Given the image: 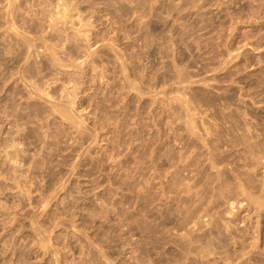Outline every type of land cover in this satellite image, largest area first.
I'll list each match as a JSON object with an SVG mask.
<instances>
[{"label":"rangeland","instance_id":"obj_1","mask_svg":"<svg viewBox=\"0 0 264 264\" xmlns=\"http://www.w3.org/2000/svg\"><path fill=\"white\" fill-rule=\"evenodd\" d=\"M0 264H264V0H0Z\"/></svg>","mask_w":264,"mask_h":264},{"label":"bare ground","instance_id":"obj_2","mask_svg":"<svg viewBox=\"0 0 264 264\" xmlns=\"http://www.w3.org/2000/svg\"><path fill=\"white\" fill-rule=\"evenodd\" d=\"M206 145H207V144H206ZM213 155H214V154H213ZM190 156H191V155H190ZM205 159H206V158H205ZM196 160H197V159H196ZM187 161H188V160H187ZM184 162H185V161H184ZM194 162H195V161H194ZM209 162H210V161H209ZM211 162H212V161H211ZM200 163H201V162H200ZM198 164H199V163H198ZM190 166H191V165H190ZM199 166H200V165H199ZM205 166H206V165H205ZM212 167H213V166H212ZM194 170H195V169H194ZM216 170H217V169H216ZM184 171H185V170H184ZM185 172H186V171H185ZM190 172H191V171H190ZM198 172H199V171H198ZM200 173H201V172H200ZM155 174H156V173H155ZM174 175H175V174H174ZM175 176H176V175H175ZM185 177H186V176H185ZM197 178H198V177H197ZM200 179H201V178H200ZM196 180L198 181V179H196ZM197 181H196V182H197ZM194 183H195V182H194ZM179 184H180V183H179ZM180 185H181V184H180ZM183 185H184V184H183ZM177 186H178V185H177ZM190 189H191V188H188V190H187V191H188V194H189V192L191 191ZM184 190H186V189H184ZM208 191H209V190H208ZM183 192H184V191H183ZM193 192H194V191H193ZM186 193H187V192H186ZM198 194H199V193H196V192H195V194L192 193V194H189V195L186 194V196H183V195H182V192H179L175 197H173V200H175V201L177 200V201L183 202V204H184L185 206H187V208L193 206V210H192V209L189 210V211H190L189 215H186L185 218H183V221H182L183 223H180V224H183V225H184V224L189 223V224L191 225L190 221H191L192 218L194 219V217H195L194 214H196V213L199 211V208L202 209V208H201L202 206L200 207V204H201V200H203V199H201V196H200V199H199L200 201L198 202V196H197ZM243 194H244V193H243ZM184 195H185V194H184ZM196 196H197V198H196ZM205 196H206V195H205ZM204 201H205V200H203L202 202H204ZM229 202H230V201H229ZM229 202H228V203H229ZM205 203H206V201H205L204 203H202V205L205 204ZM215 205H216V204H215ZM229 205H230V207H231V208H230L231 210H230L229 212H227V214H229V216H230V215H232V214L234 213V212H233L234 206H233V203H231V204H229ZM178 206H179V205H178ZM239 206H240V205H239ZM179 207H180V206H179ZM215 207H217V205H216ZM183 208H184V207L182 206V209H183ZM205 208H206V207H205ZM207 208H211L210 210L208 209L210 212H211V210H214V207H208V205H207ZM212 208H213V209H212ZM217 208H218V207H217ZM183 210H184V209H183ZM187 210H188V209H187ZM187 210H186V211H187ZM191 210H192V211H191ZM178 211H179V210H178ZM189 211H187V213H188ZM204 211H206V210H204ZM214 211H215V210H214ZM180 212H181V211H180ZM184 212H185V211H184ZM210 212H208V213L210 214ZM181 213H182V212H181ZM185 213H186V212H185ZM200 213L202 214V212H200ZM214 213H215V214L217 213V214H216V216H217L219 212L216 211V212H214ZM209 214H208V216H209ZM211 214H212V213H211ZM211 214H210V215H211ZM213 215H214V214H213ZM221 215H222V213H221ZM180 216H181V215H180ZM206 216H207V215H206ZM216 216H215V217H216ZM219 216H220V215H219ZM222 216H223V215H222ZM183 217H184V215H183ZM211 217H213V216L211 215ZM217 217H218V216H217ZM195 218H196V217H195ZM219 218H220V217H219ZM193 219H192V221H193ZM197 219H200V218H197ZM206 219H207V218H206ZM208 219H210V216H209ZM213 219H214V218H213ZM211 220H212V219H211ZM192 221H191V222H192ZM215 222H217V221H215ZM218 222H219V220H218ZM218 222H217V223H218ZM258 222H260V221H258ZM200 223H201V222H200ZM217 223H215V224H217ZM219 223H220V222H219ZM223 223H224V222H223ZM245 223H246V222H245ZM189 224H188L187 226H189ZM192 224H195V226H196L197 223L192 222ZM210 224H211V223H210ZM212 224H213V223H212ZM180 226H181V225H180ZM205 226H206V225H205ZM205 226H203V227H205ZM214 226H215V225H214ZM217 226H218V224H217ZM219 226H220V225H219ZM203 227L200 226V228H203ZM206 227H207V226H206ZM209 227H210V226H209ZM209 227H207V228H209ZM182 228H183V227H182ZM200 228H199V229H200ZM214 228H215V227H214ZM216 228H218V227H216ZM184 229L186 230V226H185ZM187 229H188V228H187ZM238 229H239V228H238ZM189 230H190V229H188V231H189ZM197 230H198V229H197ZM201 230H202V229H200V232H199V230H198V232H199V233H198L199 236H198V234H197V236L200 237V238H198V240H199V242H200V241H202V242L204 241V242H205V239H208V237H206V235H210V234H208V233H210V232L213 234V232H212L213 230L208 229L209 231H206V228L203 229L202 232H201ZM182 231H183V230H182ZM186 231H187V230H186ZM203 231H206V232H203ZM190 232H191V231H190ZM190 232H189V233H190ZM196 232H197V231H196ZM187 233H188V232H186L185 235L188 236ZM191 233L193 234L194 231H192ZM200 233H201V234H200ZM183 234H184V233H183ZM183 234H181V235H182L181 238L184 239L185 241L183 242L182 245H183V246H186L187 250L192 251V249L195 248V246L193 245V243L196 242L197 239H194V238H193L194 236H193V237L191 236L192 239H191V240H187V239H186L187 236H183ZM195 234H196V233H195ZM195 234H193V235H195ZM220 234H222V233H220ZM237 234H238V233H237ZM190 235H191V234H190ZM197 236H196V237H197ZM245 236H246V235H245ZM241 237H242V236H241ZM241 237H240V238H241ZM259 237H260V236H259ZM187 238H188V237H187ZM237 238H238V236H237ZM193 239H194L195 241H194V242H191V241H193ZM209 239L211 240V238H209ZM244 239H245V238H244ZM223 240H224V239H223ZM223 240H222V241H223ZM242 240H243V239H242ZM207 241H209V240H207ZM213 241H214V240H213ZM237 241H238V240H237ZM237 241H235L236 244L240 242V241H239V242H237ZM197 242H198V241H197ZM202 242H201V243H202ZM209 242H210V241H209ZM224 242H225V240H224L222 243H224ZM226 242H227V241H226ZM207 243H208V242H207ZM213 243H214V242H213ZM233 243H234V240H233ZM241 243H242V241H241ZM241 243H239V244H241ZM256 243H257V242H256ZM205 244H206V243H205ZM205 244H203V245H205ZM225 244H227V243H224V245H225ZM234 244H235V243H234ZM236 244H235V245H236ZM239 244H238V245H239ZM251 244H254V243L251 242ZM206 245H207V244H206ZM193 246H194V248H193ZM197 246H198V245H197ZM199 246H200V245H199ZM207 246H208V245H207ZM207 246H206V247H207ZM240 246H241V245H240ZM243 246H244V245H243ZM223 247H224V246H223ZM225 247H226V246H225ZM197 248H199V247H197ZM197 248H195V250H196ZM207 248L209 249V247H207ZM234 248H235V247H234ZM241 248H242V247H241ZM204 249H206V248H203V247H202V249L200 248V250L197 249V250L200 252V254H202V255H201L202 257H204V256H205V257H206V256L208 257L209 255H211V253H210L211 250H210V249H209L210 251H209V250H204ZM239 249H240V247L238 246V250H239ZM244 250H245V249H244ZM198 251H196V252H198ZM212 251H213V250H212ZM239 251H240V253H241V252H242V249L239 250ZM187 252H188V251H187ZM192 252H194V251H192ZM199 252H198V253H199ZM214 252H215V251H214ZM214 252H213V253H214ZM213 253H212V254H213ZM251 253H252V252H251ZM188 254H189V253H188ZM196 254H197V253H196ZM214 254H216V252H215ZM214 254H213V255H214ZM243 254H245V253H243ZM243 254H242V255H243ZM216 255H217V254H216ZM246 255H247V254H246ZM201 256H200V258H201ZM236 256H237V255H236ZM251 256H252V254H251ZM205 257H204V258H205ZM207 257H206V258H207ZM238 257H239V256H238ZM187 258H188V257H187ZM195 258H196V257H195ZM208 258H209V257H208ZM246 258H247V257H246ZM250 258H251V257H250ZM202 259H203V258H202ZM259 260H260V259H259ZM187 263H188V262H187ZM197 263H198V262H197Z\"/></svg>","mask_w":264,"mask_h":264}]
</instances>
